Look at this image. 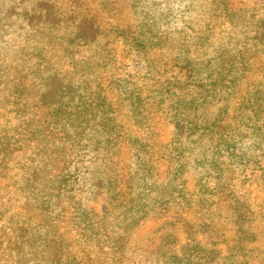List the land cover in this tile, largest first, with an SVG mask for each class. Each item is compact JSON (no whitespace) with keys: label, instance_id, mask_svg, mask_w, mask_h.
I'll return each mask as SVG.
<instances>
[{"label":"rangeland","instance_id":"1","mask_svg":"<svg viewBox=\"0 0 264 264\" xmlns=\"http://www.w3.org/2000/svg\"><path fill=\"white\" fill-rule=\"evenodd\" d=\"M0 264H264V0H0Z\"/></svg>","mask_w":264,"mask_h":264}]
</instances>
